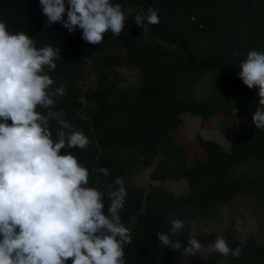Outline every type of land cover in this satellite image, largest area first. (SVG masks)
I'll use <instances>...</instances> for the list:
<instances>
[{"label":"trees","instance_id":"16d2710c","mask_svg":"<svg viewBox=\"0 0 264 264\" xmlns=\"http://www.w3.org/2000/svg\"><path fill=\"white\" fill-rule=\"evenodd\" d=\"M110 2L121 5L125 28L119 36L109 30L101 44L93 45L82 39L79 28L70 33L59 22L48 26L39 0H0V20L10 32H25L38 48L53 44L60 49L56 68H44L53 88L67 86L53 111L90 140L86 149H61V154L71 152L88 168L90 184L105 193V211L107 193L118 187L115 178L147 168L159 154L148 174L157 184H124L120 217L132 237L124 245L126 264H181L183 251L163 247L157 237L175 218L184 221L177 236L185 244L191 236L210 248L224 235L231 248L243 249L239 258L225 256L226 264H264V242L255 232L241 238L232 223L223 231L192 232L194 222L218 218L238 198L246 202L243 208L264 213V129L252 121L258 87L249 89L239 77L247 52H264V0ZM148 7L157 9L160 19L144 31L134 17ZM120 68L132 73V81L121 76ZM198 85L202 95L194 92ZM188 115L202 122L218 118L222 134L228 125L237 130L227 148L199 133L193 134L191 148L171 135ZM50 124L55 138L57 117ZM101 167L109 169V176L92 171ZM171 181H181L183 190L167 188ZM221 255L208 250L183 264H215Z\"/></svg>","mask_w":264,"mask_h":264},{"label":"clouds","instance_id":"9594fccd","mask_svg":"<svg viewBox=\"0 0 264 264\" xmlns=\"http://www.w3.org/2000/svg\"><path fill=\"white\" fill-rule=\"evenodd\" d=\"M39 2L48 26L59 22L70 33L79 28L93 45L109 30L119 36L125 28L121 5L110 0H67V6L66 0ZM159 19L153 7L134 17L144 31ZM59 57L53 44L38 48L28 34L10 32L0 20V264H126L124 245L132 237L120 217L127 196L123 180L113 181L118 187L107 193L105 211V193L90 184L88 168L71 152L61 154V149H86L90 140L53 111L67 86L53 88L44 68L55 69ZM240 67L243 83L258 87L252 121L264 129V52L248 51ZM92 171L110 174L107 167ZM184 227L183 220L172 219L168 232L157 231L158 241L172 251L199 254L197 238L188 237L186 244L178 238ZM209 251L239 258L243 249L231 248L220 235Z\"/></svg>","mask_w":264,"mask_h":264},{"label":"rangeland","instance_id":"374dc122","mask_svg":"<svg viewBox=\"0 0 264 264\" xmlns=\"http://www.w3.org/2000/svg\"><path fill=\"white\" fill-rule=\"evenodd\" d=\"M87 73V67L85 68V74ZM119 73L121 76L127 80L132 81V73H129L127 69L120 68ZM84 74L83 80L89 83L88 76ZM202 86L198 85L194 88V92L197 95H202ZM184 125L179 126L177 129L171 132V135L178 141V143H185L191 148H193V134L199 133L202 137L212 138L216 140L222 147L227 148L230 135L234 133L237 129L235 125H228L226 129V134H222L217 128L218 118H212L207 121H201L199 117L195 115H188L187 119L183 120ZM196 155L198 152H194ZM159 158V154L151 159V165L147 168L132 169L130 173H125L122 176L124 184L131 186H144L147 187L151 184H157L156 181H151L148 178V174L151 168L154 166L155 162ZM166 187L171 188L176 192L183 190V185L181 181H171L166 182ZM246 197H244L245 199ZM246 202H244L245 204ZM243 204V199L238 198L232 206H226L221 209L218 218L213 219L210 222L201 223L194 222L192 225V232L215 230L223 231L227 225L230 223L232 230L239 234V237L244 238L246 234L255 232L256 237L262 242H264V213L255 211V209L246 208ZM234 211L235 216L231 217V212ZM254 234V233H253ZM202 249L200 253L195 254V256H204L209 250V244L201 243ZM192 255L182 254L179 262L183 264L184 260ZM225 256L221 255L215 262V264H226Z\"/></svg>","mask_w":264,"mask_h":264}]
</instances>
